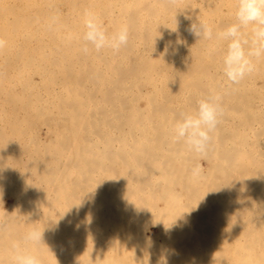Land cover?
Returning a JSON list of instances; mask_svg holds the SVG:
<instances>
[{"label": "bare ground", "instance_id": "obj_1", "mask_svg": "<svg viewBox=\"0 0 264 264\" xmlns=\"http://www.w3.org/2000/svg\"><path fill=\"white\" fill-rule=\"evenodd\" d=\"M237 3L0 0V111L13 112L0 113V186L14 197L0 208V264H15L16 243L42 264H264V59L224 88L227 42L187 31L197 18L224 30ZM86 13L109 34L127 27V45L83 54ZM209 94L224 115L204 166L173 130ZM24 122L46 137L25 142ZM32 228L42 240L25 245Z\"/></svg>", "mask_w": 264, "mask_h": 264}, {"label": "clouds", "instance_id": "obj_2", "mask_svg": "<svg viewBox=\"0 0 264 264\" xmlns=\"http://www.w3.org/2000/svg\"><path fill=\"white\" fill-rule=\"evenodd\" d=\"M236 22L224 30L214 34L212 27L198 18L192 22L187 31L198 40L219 39L227 42L226 52L222 58V72L232 84H239L257 70V62L264 59V0H238L235 11ZM83 33V54H88L89 45L97 52L109 48L119 52L127 45L129 34L127 27H121L109 34L100 17L86 13ZM251 26L249 37L241 29ZM0 39V48L4 46ZM177 44L182 41L177 40ZM168 49H165L167 53ZM220 96L209 94L197 102L194 115L182 113V119L174 127L173 139L182 142L189 150L199 156L207 154L212 143V135L224 115V109L219 103ZM193 175H198L200 167L193 168ZM44 232V231H43ZM43 232L32 228L23 237V244L38 243L42 240ZM16 250L15 264H42L40 258L23 251L21 244H13Z\"/></svg>", "mask_w": 264, "mask_h": 264}, {"label": "rangeland", "instance_id": "obj_3", "mask_svg": "<svg viewBox=\"0 0 264 264\" xmlns=\"http://www.w3.org/2000/svg\"><path fill=\"white\" fill-rule=\"evenodd\" d=\"M220 74H221V73H220ZM220 74H218V75H220ZM253 75H256V74H253ZM221 76H222V74H221ZM221 79H222V78H221ZM221 79L218 80V81H219L218 84H221V83H222L221 86L224 87V88H229V85H230V87H231L232 83H230L228 80L225 79V80H226V83H228V84L226 85V84L224 83L225 80L222 81L223 79H222V80H221ZM220 80H221V81H220ZM253 81H254V80H250V81H249V80H248V81L246 80V82H248L246 86H249L250 88L252 87L251 89L254 90V91H256L255 88L258 89L257 86L259 85V83L256 82V81H255L256 83H252ZM220 82H221V83H220ZM249 82H250V83H249ZM257 83H258V85H257ZM223 84H224V85H223ZM245 84H246V83H245ZM252 84H253V85H252ZM255 84H256V85H255ZM251 85H252V86H251ZM142 86H144V87H141V89H142V91H143L144 93L147 92L148 90H150V86H149V85H147V86H146V85H142ZM148 86H149V87H148ZM146 87H147V88H146ZM145 88H146V89H145ZM144 90H145V91H144ZM138 93H140V92H137L138 103H139L141 106H143V107L146 106V104H147V100H145L146 98H145L144 96H143V97H142V96L140 97V95H142V94H139V95H138ZM257 93H259V91H258ZM143 98H144V99H143ZM7 106H8V107H7ZM7 106H4V108H5V109H6V108H7V109H8V108L11 109V108H12V107H9V105H7ZM2 107H3V106H2ZM2 107H0V108H2ZM11 110H12V109H11ZM11 110H10V112H9V109L6 110V111L9 112L8 114H7V112H2V111H4V110L0 111V113L2 114L1 119L4 118V117H6V118L9 117V116H10V113L12 112ZM5 113H6L7 116L5 115ZM20 113L22 114V112H20ZM1 114H0V115H1ZM3 114H4L5 116H4ZM12 116H13V112L11 113V116H10L9 118L6 119V121H7V120H10V118H11ZM1 119H0V121H1ZM2 120H3V119H2ZM4 120H5V118H4ZM11 120H12V119H11ZM11 120H10V121H11ZM2 122H4L3 125L8 124V123H5V121H1V123H0L1 125H2ZM7 122H9V121H7ZM26 122H27V121H26ZM26 122H24L23 126H24L25 124L28 123V122H27V123H26ZM20 123H21V122H20ZM9 124H10V123H9ZM18 124H19V123H18ZM18 124H17V125H18ZM5 126H6V125H5ZM19 126H20V125H19ZM23 126H22V127H23ZM27 126H28V124H27ZM27 126H26V127H23V128H26V132H27L28 130H30V131H32V135H33L34 130H35V131L37 130L36 133H35V134H37V137L39 136L38 134H41L40 137H44V136L46 137V135H45V133H44V130H43L44 128H40V129H38V128H35V127H34V129H33V127H30V126L27 127ZM7 127H8V126H6L5 129H6ZM8 128H10V127H8ZM8 128H7V132L9 131ZM23 128H22V129H23ZM27 129H28V130H27ZM38 130H40V131H38ZM10 132L13 133L14 130H13V131L10 130ZM10 132H9V133H10ZM26 132H25V133H26ZM25 133H24V134H25ZM29 133H30V132H28V135H29ZM13 134H14V133H13ZM15 134H16V133H15ZM15 134H14V136H15ZM30 134H31V133H30ZM42 134H43V136H42ZM25 136H27V134L24 135V137H25ZM45 137H44V138H45ZM25 138H26V139H25L24 141L27 142L28 139H35V138H36V135H35V137H34V135H33V136H30V135H29L28 137H25ZM27 138H28V139H27ZM28 142H29V141H28ZM28 142H27V143H28ZM21 144H22V143H21ZM15 151H16L17 153H18V151H19V153H20V149H19V148H16ZM19 153L16 154V157H17V155L20 156V155L22 154V153H21V154H19ZM190 155H191V157H190ZM192 156H196V157H192ZM189 157H190V160H191L192 162H193V161L195 162V161L197 160V162H198V161L201 162V164L204 165V166H207V165H208V162L206 161V159H205L203 156H202V159H200L201 156L196 155L195 153H191V154H189ZM191 158H192V159H191ZM0 188H1L0 191L2 190V191L0 192V194L2 195V197H0V205H3V204L5 205V206L3 205L2 207L0 206V208H5V209H7V208H11V207H12V204L14 203V197H13V195H12V194H9V192H8V194H7V192H6L7 190H6L5 188H3V187H1V186H0ZM2 188H3V189H2ZM178 189H179V188H178ZM3 190H4V191L6 190V191H5L6 193H5ZM2 192H3L5 195H4ZM1 195H0V196H1ZM9 195H10V196H9ZM1 200H2V201H1ZM22 203H23V202H22ZM22 203H20L19 205H22V207H23V204H24V203H23V204H22ZM159 203L162 204V201L159 200ZM10 204H11V205H10ZM8 205H9V206H8ZM19 205H18V206H19ZM24 206H25V204H24ZM6 207H7V208H6ZM19 207H20V206H19ZM39 214H41V212H40ZM42 214H43V213H42ZM45 214H49V213L45 212ZM54 214H57V213H54ZM75 215H76V213H75ZM141 217H142V216H141ZM141 217H140V220H141V221H142V219L145 220V221H147V219H148L147 223H146L145 221L141 222L139 219H138V221H140L141 223L137 221V223L140 224L141 227H142V226L144 227V228H143L144 231H146V232H150V231H152L153 228L155 229V230L153 229V231H156V230L159 231V230H160V229L158 230L159 226H158L157 224H155V223L152 221V217L149 216V218L146 217L145 219H144L145 216H143L142 219H141ZM38 219H39V221H40V218H38ZM38 219H36V220H38ZM41 219H43V218H41ZM78 219H79V218H78ZM150 219H151V220H150ZM221 219H222V218H219L218 220L222 222ZM44 220L49 221V218H48V219H47V218H44ZM44 220H43V221H44ZM56 220H57V219H56ZM56 220H54V219H50L49 222L52 221V222H53L52 225H54V222H55V224H56ZM74 220H76V218H75ZM41 221H42V220H41ZM76 221H77V220H76ZM76 221H75V222H76ZM210 221H211V220H210ZM214 221H215V220H214ZM214 221L212 220L211 222H213V223H217L216 225L220 224L219 221H215V222H214ZM143 223H146V224H148V225H144ZM47 224L51 225L50 223H47ZM152 224H153V225H152ZM214 225H215V224H214ZM145 226H146V227H145ZM141 227H140V228H141ZM156 227H157V228H156ZM145 228H146V229H145ZM167 235H168V234H167ZM172 236L174 237V235H171V236H169V237H172ZM197 236H198V235H197ZM68 237H69V236H68ZM169 237H168V238H169ZM198 237H202V235L200 234ZM70 238H71V237H69V239H70ZM73 238H74V236H73ZM168 238L166 237L165 239L167 240ZM161 239H162V238L159 239V241H160V243H158L159 246H160V245L163 246V244H165V245H168V244H169V243H167L168 241H165L164 239L161 240ZM161 242H165V243L162 244ZM148 244H149V243H147V245H148ZM151 244H153V243H151ZM154 244H155V246H156V243H154ZM68 245L70 246V244H68ZM158 245H157V246H158ZM144 246H146V244H145ZM148 246H149V247H154V245H151V246H150V244H149ZM146 247H147V246H146ZM51 251H52V252H51ZM51 251H50L51 253H55V254H56L58 250H57V251L55 250V252H54V250H51ZM28 252H29L30 254H33V255L36 254V256H40V254H43L42 251H40V253H38L39 251H38V252L36 251V253H34V251H32V252H31V251H28ZM38 254H39V255H38ZM58 254H59V251H58ZM105 254H106V256H108V253H107V252H105ZM209 257H210V258H209ZM208 258H209V259H208L209 262H210V261L212 262L213 259L211 258V256H208ZM210 259H211V260H210ZM211 262H210V263H211Z\"/></svg>", "mask_w": 264, "mask_h": 264}]
</instances>
